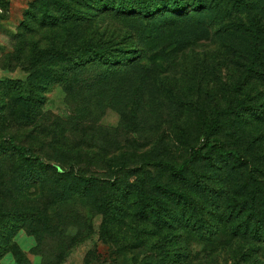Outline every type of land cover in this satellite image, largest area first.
Masks as SVG:
<instances>
[{
    "label": "rangeland",
    "instance_id": "374dc122",
    "mask_svg": "<svg viewBox=\"0 0 264 264\" xmlns=\"http://www.w3.org/2000/svg\"><path fill=\"white\" fill-rule=\"evenodd\" d=\"M46 3L55 6L54 0H0V207L49 204L53 171L42 169L32 154L95 177L107 194L128 174H135L129 178L134 186L144 176L149 188L161 180L210 194L201 216L212 227L157 231L132 216L133 196L127 205L114 203L125 213L120 223L111 222V211L101 213L91 197L75 198L47 208L56 214L50 236L17 231L12 241L22 256L8 247L0 263L139 264L166 251L188 254L194 264H264L263 227L243 232L246 223L264 224V0L192 38L183 25L110 13L76 27L43 28L42 16L48 22L58 16L46 17ZM245 27L260 32V39L247 37ZM65 35L67 49L76 38L91 37L141 57L127 67H90L66 82L47 83L49 68L54 75L66 70L49 64L58 60L50 52ZM8 137L29 149L27 159L4 142ZM217 148L236 150L245 164ZM191 149L202 155L179 178L142 163L177 167ZM119 163L127 168L119 170ZM9 221L0 220V229Z\"/></svg>",
    "mask_w": 264,
    "mask_h": 264
},
{
    "label": "trees",
    "instance_id": "16d2710c",
    "mask_svg": "<svg viewBox=\"0 0 264 264\" xmlns=\"http://www.w3.org/2000/svg\"><path fill=\"white\" fill-rule=\"evenodd\" d=\"M254 1L255 0H54V8L50 7L52 4L46 3L42 10L46 13L47 18H53L52 13H56L58 16H56L54 21L51 20L50 22L43 19L44 17L42 16L38 23L43 28L54 29L56 27H61L62 29H66L70 25L76 27L80 24L90 22L91 19L96 16L110 13L115 17L125 19L134 18L135 16L137 19L151 18L158 24L162 23L163 25H183L186 35L192 38V35H196L197 33H207L209 31V24H216L222 17L232 16L233 13L239 12L242 14L247 12L251 8L249 6H251ZM34 16L37 18L38 14ZM244 29L249 31L246 35L247 37L251 36V38L260 39V32H255L251 27H245ZM258 40H256V42ZM67 45V37L65 35L61 46L50 52V54L58 60H55L56 62H50L49 64H60L62 65V69L66 70H62V73L60 72L61 70H57V74L54 75L53 69L49 68L44 75V80L47 83H52L57 80L66 82L68 79H73L76 74L90 67L93 69L107 66L127 67L133 64V61L141 57V54L137 53L131 56V53L133 54L136 52L134 49L108 47V42H105V40L95 41V39L91 37L76 38L74 43L70 44L72 46L69 45L70 48L68 49ZM262 48H264V45H262ZM68 73L71 74L70 77H68ZM4 142H6L11 149L17 151L24 159L28 158L29 149L27 147L16 143L12 137L4 139ZM206 146L207 150L211 151L210 141L206 143ZM216 151L219 153H230L240 164H245L236 150L223 151L217 148ZM31 155H29L31 159L42 169L53 171V179L51 181L53 182L55 190L50 189L49 194L52 199L47 198L49 204L41 207H36L34 205L30 207L23 205L17 206V204L0 207V220L10 219L7 224L3 222V227L0 229V260L4 252L8 249H12L17 253V259H20V256H22L19 247L12 241L17 231L24 230L34 235L36 239H41L46 235L50 236V234L54 233L52 221L56 218L55 207L49 211L47 208L58 203L63 204L75 198L88 199V197H91L93 200L90 199L89 201H91L101 213L106 214L108 211H111V214L114 216L113 219H110L111 222L120 223L124 217L125 208L116 207L114 203L120 200L124 201L122 204L124 205L126 204V199L133 196L135 201H131L130 203L135 204H128L130 209L134 212L132 216L139 217L141 221L148 223L149 227H153L157 231H161L165 228H177L176 226L184 229L198 228L204 231H211L210 229L212 226L204 222L201 216L205 210V202L211 201L212 199L210 194L206 195L204 192H202V194H191V190L188 188H176L172 184L163 183L161 180H156L154 186L149 188L145 186L144 176L141 177V179H137V185L134 186L133 183L129 182V178L135 174H128V180L126 179L119 184V186L117 185L114 194H107L104 185L100 181H97L95 177L73 169H61L57 165L40 160L38 156ZM198 155H202L201 150L191 149L189 157L183 160L177 167L168 161L160 160L145 161L142 163L154 165L159 168H166V171L175 179L183 176L185 168L192 164L197 159ZM116 166L119 167V170L127 168L122 163L116 164ZM25 181L23 182L24 185H26ZM139 181L141 184H138ZM45 183L46 181L41 183V185ZM122 184L123 186H121ZM121 188V194H116ZM96 190H98L99 193H95ZM101 201L106 204L102 209L100 204ZM70 216L71 214L64 215L61 217V220L64 219L66 221ZM256 220L258 221V219ZM262 227L264 229L263 223H257L251 226L246 223L243 226V232L246 231V228L256 232ZM8 228L10 232L6 231ZM145 231L148 230H144V232ZM145 243L147 244V242ZM156 244L159 246V243ZM160 247H162V245ZM193 261L195 260H192L191 256L188 254H174L172 252L167 253L166 251H161L143 257L139 264H194ZM39 264H50V261L43 260V262L41 261Z\"/></svg>",
    "mask_w": 264,
    "mask_h": 264
},
{
    "label": "built area",
    "instance_id": "2783aa9c",
    "mask_svg": "<svg viewBox=\"0 0 264 264\" xmlns=\"http://www.w3.org/2000/svg\"><path fill=\"white\" fill-rule=\"evenodd\" d=\"M0 11H1V9H0Z\"/></svg>",
    "mask_w": 264,
    "mask_h": 264
}]
</instances>
